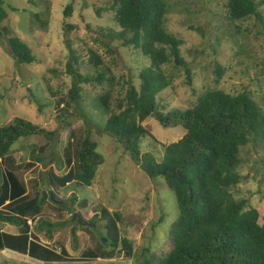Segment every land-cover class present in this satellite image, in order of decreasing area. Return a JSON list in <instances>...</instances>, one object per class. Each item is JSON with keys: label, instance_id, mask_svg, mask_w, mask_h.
I'll list each match as a JSON object with an SVG mask.
<instances>
[{"label": "trees", "instance_id": "16d2710c", "mask_svg": "<svg viewBox=\"0 0 264 264\" xmlns=\"http://www.w3.org/2000/svg\"><path fill=\"white\" fill-rule=\"evenodd\" d=\"M76 1L70 0L64 7V18L71 16ZM107 2L119 30L102 35L109 43L117 41L122 48L136 50L150 61V65L138 71V86L132 77L122 78L120 83L95 51L88 49L87 60L83 62L71 42L64 41L67 50L64 73L70 80L67 100L74 112H79L70 118L83 121L85 136L77 141L75 133H70L62 157L51 155L49 163H55L58 169L66 171L61 176L48 172L47 185L51 189L91 187L103 161L96 152L97 143L91 139V128L95 126L99 135L110 137L129 154L133 165L149 181L161 178L175 198L178 216L169 230L171 249L157 257L145 249L138 264H264V215L249 207L246 199L233 197L237 186L248 179L239 173L243 149L249 144L256 147L264 145L262 106L247 90L232 95L214 87L196 94L195 101L183 107L182 111L170 108L161 95L173 92L174 76L163 67L172 65L183 70L188 87L192 75L180 54L182 40L165 30V0ZM3 5V0H0V23L7 17ZM261 5H264V0H226L225 10L226 19L233 24L254 17L262 28L260 35L264 44V18L257 9ZM99 13L100 9L96 10V14ZM31 20V24L43 29L48 15L42 21L40 13H32ZM62 28L65 35L74 29L69 24ZM189 30L202 34L201 29L193 26ZM1 35L6 37L8 55L17 65L35 62L30 48L20 38L10 35L6 28H1ZM107 51L112 52L110 49ZM48 72L55 73L53 69ZM215 74L214 82L218 84L224 70L217 64ZM84 86L104 87L103 93L95 100V111L85 112L82 108ZM116 86L123 91V96L113 100ZM34 101L38 104L37 100ZM38 108L41 110V106ZM81 109L85 113L80 112ZM60 111L62 116L56 118L59 125L71 126L66 120L68 117L63 116H69V113L63 108ZM97 116L104 120L103 126L94 123ZM148 120L155 121L164 129H181V138L170 144L158 142L145 125ZM145 136L163 150L162 157L157 159L151 154L139 153L140 140ZM30 137L45 140L43 145H32L29 151L31 160L43 164L46 157L41 154L48 152L57 137V130L47 131L18 117L0 127V224L18 229L17 235L0 232V253L9 250L42 260L43 255L51 253L31 241L28 221L40 217L47 200L56 212L72 211L63 203H52L49 193L33 198L26 195L24 183L15 174L18 165L12 157L11 147L20 138ZM36 150L40 155H35ZM69 191L70 207L85 209L87 201ZM90 214L92 216L84 220L85 225H80L77 219L69 220V233L73 239L77 229L92 236L93 247L84 251L83 257L106 261L113 259L120 250L130 257L132 243L120 236L121 214L103 207L98 212L91 210ZM65 226V222L50 223L39 219L37 229L51 239L54 231ZM60 248L65 254V250Z\"/></svg>", "mask_w": 264, "mask_h": 264}, {"label": "rangeland", "instance_id": "374dc122", "mask_svg": "<svg viewBox=\"0 0 264 264\" xmlns=\"http://www.w3.org/2000/svg\"><path fill=\"white\" fill-rule=\"evenodd\" d=\"M3 2L7 17L0 23V30L6 28L10 35L26 43L35 62L17 65L8 55L6 37L0 36V127L10 124L18 117L47 131L57 130L54 143L47 153L41 154L46 157L43 164H38L29 157L30 147L43 145V138H20L12 145V157L18 165L15 174L24 183L27 196L41 197L43 193L51 192L61 203L69 206L72 212H56L51 209L47 200L38 220L28 221V224L31 241L50 251L51 255H43L44 258L39 260L29 255L18 254L17 257L13 252L5 250L0 253V264H138L145 249L156 257L165 255L172 247L169 230L178 216L173 193L161 178L149 181L133 165L129 154L110 137L99 135L95 126L91 128V139L97 143L96 152L103 161L91 187L51 189L46 178L50 171L59 176L65 173L66 170L58 169L55 163L49 161L51 155L62 157L70 133H75L77 141L85 136L83 121L76 117L70 118L79 112H74L67 100L70 80L64 73L67 60L64 41L67 39L71 42L83 62L87 60L88 49L95 51L120 83L122 78L132 77L134 84L138 86L137 73L141 68L148 67L150 61L132 48H122L120 42L109 43L103 36L108 31L119 30L113 20V12L108 10L107 0H77L73 3V12L69 18H64L62 11L70 0ZM165 2V30L182 40L180 54L188 63L192 75V82L188 87L185 85L183 70L175 69L172 65L163 67V70L174 76L173 92L167 91L161 95V98L166 99V104L182 111L183 107L195 101L196 94L206 88L216 87L232 95L247 90L264 111V44L263 36L260 35L262 28L256 19L249 17L244 21L229 23L226 19V0ZM98 9L99 15L96 14ZM257 9L264 18V5ZM36 12L40 13L42 21L48 15L43 29L31 24V15ZM64 24L74 27L67 35L62 28ZM190 26L201 29L202 34L189 30ZM108 49L112 52L108 53ZM215 64L224 70L218 84L214 82ZM50 69L55 73H49ZM83 90L85 96L82 108L85 112L95 111V100L103 93L104 87L84 86ZM122 96L120 87H114L113 100ZM113 105L112 102V110ZM61 108L69 113V116L63 115L71 123L67 128L61 127L56 119L62 116ZM84 111L81 109L80 112ZM97 117L94 123L102 125L104 120ZM145 125L160 143L170 144L182 136L181 129H164L152 120L145 122ZM138 151L140 154H151L157 159L163 155V150L155 146L147 136L141 138ZM242 152L239 173L248 179L237 186L233 197L236 200L246 199L249 207L256 208L264 215V145L256 147L249 144ZM35 155H40L39 150H36ZM69 190L75 192L77 198L87 201L85 209L70 207ZM102 207L109 212L121 214L120 236L132 243L130 257L120 250L111 260L87 259L82 254L93 247L92 236L77 229L75 238L71 237L69 220L74 214H79L82 225H85L84 220L92 216L90 211L98 212ZM39 219L50 223L65 222L66 226L54 231L51 239H48L44 231L37 229ZM0 232L17 235L18 229L0 224ZM60 247L65 250V254Z\"/></svg>", "mask_w": 264, "mask_h": 264}, {"label": "water", "instance_id": "95a60500", "mask_svg": "<svg viewBox=\"0 0 264 264\" xmlns=\"http://www.w3.org/2000/svg\"><path fill=\"white\" fill-rule=\"evenodd\" d=\"M49 196H50V201L52 203H55V204H60L61 203V201L59 199H57L51 192H49ZM72 219H77L79 224L82 225L81 216L79 214H74L72 216Z\"/></svg>", "mask_w": 264, "mask_h": 264}, {"label": "crops", "instance_id": "0c3cea01", "mask_svg": "<svg viewBox=\"0 0 264 264\" xmlns=\"http://www.w3.org/2000/svg\"><path fill=\"white\" fill-rule=\"evenodd\" d=\"M4 251H5V250H3L2 253H3ZM7 251H9V250H7ZM11 252H12V251H11ZM13 255L19 257V256H18V253H16V252H13ZM19 255H21V254H19ZM20 257H21V256H20Z\"/></svg>", "mask_w": 264, "mask_h": 264}]
</instances>
